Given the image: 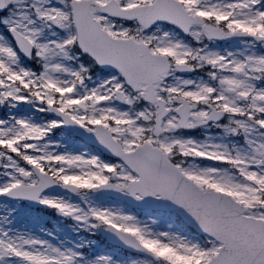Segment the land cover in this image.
<instances>
[{
    "label": "snow or ice",
    "instance_id": "obj_1",
    "mask_svg": "<svg viewBox=\"0 0 264 264\" xmlns=\"http://www.w3.org/2000/svg\"><path fill=\"white\" fill-rule=\"evenodd\" d=\"M0 264H264V0H0Z\"/></svg>",
    "mask_w": 264,
    "mask_h": 264
}]
</instances>
